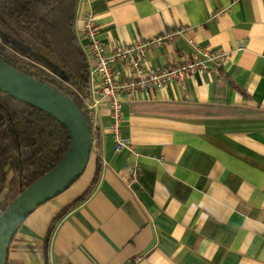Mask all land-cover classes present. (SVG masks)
<instances>
[{"label":"crops","instance_id":"crops-1","mask_svg":"<svg viewBox=\"0 0 264 264\" xmlns=\"http://www.w3.org/2000/svg\"><path fill=\"white\" fill-rule=\"evenodd\" d=\"M88 15L106 53L183 26L146 50V67L191 59L190 43L227 53L208 73L120 95V134L136 155L113 149L105 104L88 107L98 84L82 30ZM74 32L89 67V158L23 220L6 263L43 264L49 223L89 185L97 155L92 192L50 234L49 264H264V0H78ZM113 70L128 75L122 64Z\"/></svg>","mask_w":264,"mask_h":264},{"label":"trees","instance_id":"trees-1","mask_svg":"<svg viewBox=\"0 0 264 264\" xmlns=\"http://www.w3.org/2000/svg\"><path fill=\"white\" fill-rule=\"evenodd\" d=\"M78 0H0V59L57 90L80 110L92 138L87 58L74 32ZM65 128L50 115L0 91V212L32 181L52 168L68 146ZM84 192L52 218L41 252L48 261L50 234L60 219L92 192ZM7 264V263H6Z\"/></svg>","mask_w":264,"mask_h":264},{"label":"built area","instance_id":"built-area-1","mask_svg":"<svg viewBox=\"0 0 264 264\" xmlns=\"http://www.w3.org/2000/svg\"><path fill=\"white\" fill-rule=\"evenodd\" d=\"M83 35L87 46V57L92 62V70L98 76V84L91 88L94 96L93 105L105 104L110 122L108 131L112 137L115 151L127 148L133 153L129 141L120 134L122 93L136 94L138 92L152 91L170 83H182L184 79L194 73L204 74L220 65L227 53L209 47L192 46V58L180 63L173 62L159 68L146 67L144 65L145 52L155 48L165 41L184 31L183 26H175L164 29L159 34L140 38L131 42H119L106 53L101 42L96 37L94 21L90 15L86 16L82 25ZM122 64L128 69L126 78L119 80L114 75L113 66ZM136 155L135 153H133ZM131 180L137 178V168L134 166L127 170Z\"/></svg>","mask_w":264,"mask_h":264},{"label":"water","instance_id":"water-1","mask_svg":"<svg viewBox=\"0 0 264 264\" xmlns=\"http://www.w3.org/2000/svg\"><path fill=\"white\" fill-rule=\"evenodd\" d=\"M0 91L50 115L68 134L60 160L25 187L0 212V264H6L14 233L34 209L69 187L86 167L91 136L83 115L66 96L0 59Z\"/></svg>","mask_w":264,"mask_h":264},{"label":"rangeland","instance_id":"rangeland-1","mask_svg":"<svg viewBox=\"0 0 264 264\" xmlns=\"http://www.w3.org/2000/svg\"><path fill=\"white\" fill-rule=\"evenodd\" d=\"M84 171V170H83ZM3 194H4V192L0 195V198H1V196H3Z\"/></svg>","mask_w":264,"mask_h":264}]
</instances>
